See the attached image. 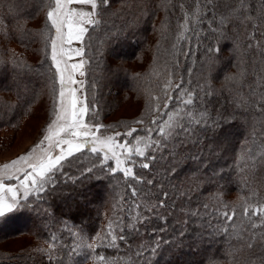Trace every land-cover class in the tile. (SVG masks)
Returning a JSON list of instances; mask_svg holds the SVG:
<instances>
[{
	"label": "trees",
	"instance_id": "16d2710c",
	"mask_svg": "<svg viewBox=\"0 0 264 264\" xmlns=\"http://www.w3.org/2000/svg\"><path fill=\"white\" fill-rule=\"evenodd\" d=\"M48 2L0 0V19L8 21L7 30L1 33L3 41H0V128L18 119L39 97H47L48 91L56 94L55 73L51 69L49 55L52 33L45 27ZM180 2L173 0L176 7L168 12V0H117L111 10L102 13L99 17L101 23L91 32V46L86 52L91 63L85 68L88 102L97 106L95 119L108 126L103 130L108 134L123 133L131 128L142 129L159 115L151 110L150 105L157 103L152 97L163 96L169 69L173 71V84L180 78L176 74L178 72L190 82L186 87L197 91L198 86L206 91L211 89V98H205L208 117L218 119L222 113L229 114L228 119L232 123L216 129L215 136L209 133L205 138L197 133L201 137L198 146L190 143L186 148L176 149L178 158L172 163L178 172L171 179L169 188L171 184L177 185L191 200L172 189L177 210L171 215L166 209L160 210L168 216L169 223L164 226L166 231L157 233L155 239L162 237L170 242L161 240L155 255L149 257L145 254L139 260L135 256L136 250L141 244L154 242V238L145 234L143 228L140 233H126L127 240H118L116 248L107 245L108 222L118 218L116 210L123 202L121 198L130 201L131 195L127 190L128 182L121 173L108 176L97 166L88 181L93 203L87 209L78 210L75 207L69 197L71 185H67L63 190L46 195V203L33 199L28 208L8 213L0 219V264H49L46 252L41 250L49 249V238L53 236L59 241L57 251L64 257L63 264H104L98 259H84L88 255L86 249L80 256H68L61 245L68 243L73 234H76L77 242L91 243L93 238H97L96 253L103 255L111 264H264V239L261 238L264 230H254L256 239L252 241L253 248L249 249L246 241L251 233L247 230V221L238 217L235 226H228L225 231L226 225L220 217L211 215V210L222 208L224 204L241 212L242 197L249 203H264V160L257 157L259 162L252 167V162L244 155L249 148L256 150L253 129L264 131V114L254 107L264 93V88L259 87L264 80L257 81V77H264V55L258 49L246 48L249 41L245 39L244 29L233 28L231 24V30L219 39L208 31L205 24L201 26V36L207 39L197 40L188 33L191 39L177 43V22L182 20L178 7ZM183 2L187 8L191 0ZM219 2L223 10V5L232 0ZM250 2L259 9V0ZM33 20L39 21V25L31 26ZM237 32L240 34L237 35ZM117 33L120 37L114 39ZM8 38L15 39L14 49L5 45ZM257 39L264 41V37L259 35ZM173 44H177L179 51L173 49ZM212 45L219 46L220 52H208L207 48ZM260 48L264 49V43ZM23 49L35 53V61L26 59ZM184 52H188L189 56L185 57ZM145 53H149V59L140 75L130 72L123 64L137 57L142 59ZM176 59L180 61L178 70L172 68ZM13 61L27 67L18 72L11 67L3 68L4 63ZM253 87L257 88L255 95L251 94ZM130 91L136 98L134 115L114 118L111 112L117 107V97ZM47 98L49 104L46 103L45 110L40 114L42 118L53 111L55 97ZM159 102L163 104V100ZM138 120H143L144 124L135 123ZM132 143L135 146V141ZM256 144H264V138L257 139ZM193 156L200 159H191ZM96 163L95 156L85 154L72 171L92 167ZM163 166L172 165L168 161H158L157 168L161 172ZM203 204L209 205V212L205 214L200 208L203 219H196L193 223L185 212ZM36 205L39 207L33 210ZM181 207L185 211H180ZM161 226L159 220H153L144 227ZM181 230L186 233L183 237L179 235ZM26 237L29 238L27 244L16 250L7 248L9 240L18 239L16 241L24 243Z\"/></svg>",
	"mask_w": 264,
	"mask_h": 264
},
{
	"label": "snow or ice",
	"instance_id": "6c2138e0",
	"mask_svg": "<svg viewBox=\"0 0 264 264\" xmlns=\"http://www.w3.org/2000/svg\"><path fill=\"white\" fill-rule=\"evenodd\" d=\"M115 3L117 0H49L45 14V27L52 33L51 69L55 73L54 91H56L53 119L48 123L42 139L28 154L3 166L5 170H8L15 168L21 162L25 165L23 168H16L14 172L0 175V219L6 217L8 213L28 208L32 205L33 199L46 203L44 199L46 195L63 190L67 185H71L72 191L69 192V197L75 207L78 210L87 209L93 203L90 199L88 183L93 169L98 166L108 176H115L119 172L128 182L127 190L131 200L121 198L123 202L118 206V210L114 209L117 211L118 218L109 220L105 240L108 246L116 248L118 240L121 242L127 240L126 233H140L143 228L145 234L154 238V242L150 245L141 244L135 252L136 259L139 260L144 258L145 254L149 257L155 255L160 248L163 238L155 239V237L157 233L166 231L164 226L169 223L168 216L162 214L160 210L166 209L168 215L177 210L176 196L172 189H176L180 196L191 200V197H188L186 192L180 191L177 185L171 184L169 188L171 179L175 178L178 172V168L172 163L178 158L176 149L186 148L190 143L198 146L201 143V137L197 133L205 138L209 133L215 136L216 129L225 124L230 125L232 121L228 119L227 112L220 114L218 119L208 117L205 98H211V89L206 91L198 86L197 91L186 87L185 85L190 82L178 72L176 74L180 78L173 84V71L169 69L168 79L163 86V96L152 97V100L157 103L154 106L150 105V108L159 115L155 116L149 125L142 129L131 128L123 133H104L103 130L108 126L95 119L97 106L88 102L85 81L74 77L77 70L80 77L86 76L85 66L91 63V58L85 59L87 49L91 46L89 42L91 32L101 23L99 17L102 13L111 10ZM73 5L88 6V10ZM168 5L169 8L166 9L168 12L176 7L173 0H168ZM178 7L182 20L177 22V43L191 39L188 33L197 40L207 39L206 36H201V26L205 24L208 31L219 39L231 30L229 28L231 24L233 28L244 29L245 39L249 41L246 48L258 49L264 55V49L260 48L264 41L257 39V35L264 37V31H261L264 27V0H259V9L250 0H232L231 3L223 5V10L219 0H191L187 8L181 0ZM0 24L7 29V20L0 19ZM239 34L237 32V35ZM119 37L120 33H117L113 38L119 39ZM74 42L81 46L72 47ZM172 47L177 49V44H173ZM207 51L219 53L220 48L212 45L207 48ZM58 55L60 59L57 58ZM183 55L187 57L189 53L184 52ZM73 56L80 59L70 62ZM8 67L18 72L27 65L15 61L3 64V68ZM179 67L180 61L176 59L172 68L178 70ZM243 75L244 73L241 72L240 76L243 77ZM261 80H264V77H257L258 82ZM259 87L264 88V83H260ZM256 92L257 88L253 87L251 94L255 95ZM160 100H163L162 105ZM254 107L257 112L264 114V93L260 95ZM135 123L143 125L144 121L138 120ZM252 137L256 150L249 148L244 155L252 162V167H255L259 162L257 157L264 160V144H256L257 139L264 138V131L254 128ZM37 149L40 150L39 154L33 160V153H36ZM85 154L95 156L97 163L92 167H81L73 172L72 169ZM190 158L200 159L199 156ZM158 161H168L172 166H163V172H161L157 168ZM136 169L142 171L138 172ZM241 199L243 201L241 212H237L235 208L229 209L228 205L224 204L222 208L211 210V215L220 217L226 225L225 231L228 226H235V219L238 217L242 221H247V230L251 235L246 244L251 249L254 246L252 241L256 239L254 230H264V203H249L243 197ZM38 207L39 205L34 206L33 210ZM200 208L205 214L209 212L208 204L185 212L193 223L196 219H203ZM179 210L185 211L182 207ZM153 220H159L162 226L144 227ZM241 227L243 229V225ZM185 234L183 230L179 233L181 237ZM75 235L73 234L68 243L61 245L68 256L74 254L80 256L83 254L82 250L86 249L88 255L84 256V259L93 258L104 264H111V261L103 255L96 253L97 238H93L91 243L77 242ZM261 238L264 239V232ZM49 239V249L41 251L46 252L49 264H57L58 261L59 264H63L64 257L57 251L59 241L55 236ZM163 242L170 241L163 240ZM92 253L96 255L92 256Z\"/></svg>",
	"mask_w": 264,
	"mask_h": 264
},
{
	"label": "rangeland",
	"instance_id": "374dc122",
	"mask_svg": "<svg viewBox=\"0 0 264 264\" xmlns=\"http://www.w3.org/2000/svg\"><path fill=\"white\" fill-rule=\"evenodd\" d=\"M74 7L78 8H84L85 10H88V6L84 5H73ZM30 25L33 27H36L39 25V21L33 20L30 22ZM8 27V26H7ZM6 31L5 26L3 24H0V41H3V36H1V33L3 31ZM152 40V35L150 37ZM15 39L8 38L5 42V45L7 47L15 48ZM81 45L78 43H73L72 47H80ZM67 47V46H65ZM22 48V47H20ZM25 50V58L29 59L31 61H35L36 55L35 53H32L30 49H23ZM57 51L59 53V45L57 48ZM17 52V51H16ZM12 54V53H11ZM17 54V53H15ZM50 60H51V49H50ZM60 59V56L57 57ZM67 59V57H65ZM80 57L73 56L70 62H75L79 60ZM87 59V57H85ZM149 59V53H145L144 58L140 59L139 57L132 59L130 61H127L123 63L126 67H128V70L130 72L138 74L140 71L144 68L146 65V61ZM52 63V61H51ZM61 67H63V64H61ZM87 65L85 66V68ZM85 70V69H84ZM79 70H77L75 74V79L81 80L83 79L85 81V77L79 76ZM140 75V74H139ZM70 87L72 85H69ZM58 90V86H57ZM46 93V92H45ZM55 92H47V97H55ZM79 96V92L77 93ZM47 97H39L38 100H35L25 111L24 113L18 117V119H14L11 121L8 125L3 126L0 128V175H4L6 172H14L16 168H23L25 165L23 162L16 165L13 169H4L5 164H11L13 160H17L19 157L24 156L29 153L33 147L38 144V142L42 139L43 135L45 134V130L47 128L48 123L53 119L52 111L49 114V116L42 118L40 114L45 110L46 103L47 105L49 102H47ZM135 95L132 93V91L127 93H121L117 97V107L113 109V112H111V115H114L115 117L123 116V117H130L133 116L135 113ZM52 104V102H50ZM53 109V108H52ZM105 133V132H104ZM108 134V133H105ZM39 149H37L36 153H33L32 159L35 160L36 156L39 154ZM10 195V194H9ZM15 240H9L7 243V248L10 250H16L23 244H27L29 242V238H24V243L21 241Z\"/></svg>",
	"mask_w": 264,
	"mask_h": 264
}]
</instances>
